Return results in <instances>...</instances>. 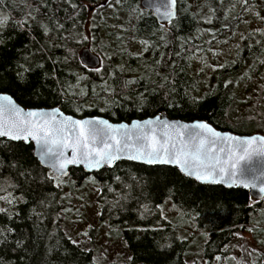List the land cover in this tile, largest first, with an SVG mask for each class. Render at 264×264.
Masks as SVG:
<instances>
[{
    "label": "trees",
    "instance_id": "trees-1",
    "mask_svg": "<svg viewBox=\"0 0 264 264\" xmlns=\"http://www.w3.org/2000/svg\"><path fill=\"white\" fill-rule=\"evenodd\" d=\"M264 0H177L158 24L140 0H0V93L25 108L59 107L85 118L130 122L157 115L205 121L236 135H264V26L248 32L213 70L197 68L231 41ZM92 9V10H90ZM100 59L81 65V50ZM67 183V184H66ZM69 191L97 187L100 224L127 264H237L238 233L264 264V199L201 185L169 167L118 162L86 174L53 175L31 144L0 139V264H102L98 248L65 230ZM201 233H199V232ZM199 239V253L192 250Z\"/></svg>",
    "mask_w": 264,
    "mask_h": 264
},
{
    "label": "water",
    "instance_id": "water-1",
    "mask_svg": "<svg viewBox=\"0 0 264 264\" xmlns=\"http://www.w3.org/2000/svg\"><path fill=\"white\" fill-rule=\"evenodd\" d=\"M140 5L160 25H169L176 19L177 0L174 3L172 0H140ZM79 61L83 67L91 70L100 65L99 57L89 48L81 50ZM3 96L9 97L13 105L19 109V112L5 114L3 120L9 127L15 124L16 127H12L13 134L17 132V129H27V131L23 133L22 138L13 139L6 135L0 136V139L22 142L26 145L31 144L35 159L56 177H67L70 169L80 168L86 174H93L102 169L111 168L118 162H131L148 167L173 168L201 185L221 186L225 189L238 188L247 191L254 201L264 199V191H261L264 188V135H236L217 130L205 121H182L169 119L166 115L117 123L103 117L80 118L64 113L59 107L25 108L10 95L0 93V97ZM29 112L39 115L30 117L27 115ZM73 121L81 123L73 124L71 123ZM85 121L91 123L84 124ZM96 121H106L111 128L96 124ZM146 121H152L151 126L145 124ZM201 123L207 124L212 131L218 133L219 139L211 136L205 130L193 127ZM133 124H138L141 127L134 129ZM165 124H168L169 127L165 128ZM172 125L176 127L173 128ZM185 126L192 133L191 137L185 131ZM93 127L104 128V143H100L98 137H93L90 132ZM28 131H31L35 138L29 136ZM232 137L235 139H226ZM165 140L168 141L166 146L169 149L174 144L177 152L183 150L187 153L186 156L181 157V160H188V164L191 165V175L185 170L187 165L182 167L181 164L174 161L170 163L148 162L147 152L151 151L152 147H159ZM201 141H203V148L200 149L198 158L193 159ZM238 141H252V143L238 144ZM85 143L87 147H84ZM107 145H111L112 148H107ZM48 148H51L53 152L45 155ZM117 148L121 149L116 153L118 159L113 160L110 164L102 162L98 167L90 166L100 158L98 153L114 151ZM141 152L145 154L140 155ZM81 153L86 154L87 158L81 156ZM138 155L139 159L130 158ZM69 160L75 162L67 163ZM61 163L64 164L63 168H60ZM197 173H211L209 181L203 182L197 179ZM212 180L220 182L212 183Z\"/></svg>",
    "mask_w": 264,
    "mask_h": 264
},
{
    "label": "rangeland",
    "instance_id": "rangeland-1",
    "mask_svg": "<svg viewBox=\"0 0 264 264\" xmlns=\"http://www.w3.org/2000/svg\"><path fill=\"white\" fill-rule=\"evenodd\" d=\"M264 26V2H258L251 6L244 14V24L237 29L231 41H225L223 45H215L208 57L195 60L197 68L213 70L222 63V56L229 55L238 46L248 32H256ZM223 53L220 56L217 52ZM67 184V183H66ZM65 202L69 209L64 213V226L68 235L77 242L86 246L93 245L98 248L97 258L102 264H116V259L124 257L122 248L110 242L111 238L105 234L104 225L100 224L96 196L97 187L87 185L85 188L69 191V186L65 185ZM199 232V231H197ZM201 233V232H199ZM198 239L194 240V252L202 251L198 246ZM260 251L254 245L252 236L248 233H238L229 247L228 254L231 255L237 264H259ZM188 263H192L190 259ZM120 264H127L120 262ZM224 264V261L221 262Z\"/></svg>",
    "mask_w": 264,
    "mask_h": 264
},
{
    "label": "snow or ice",
    "instance_id": "snow-or-ice-1",
    "mask_svg": "<svg viewBox=\"0 0 264 264\" xmlns=\"http://www.w3.org/2000/svg\"><path fill=\"white\" fill-rule=\"evenodd\" d=\"M172 2L174 3L175 0H172ZM6 17L0 18V25H3L6 21ZM13 112H19V109H17L14 105L12 100L7 97V96H3L0 97V136H10L13 139H18V138H22L23 137V133L25 131H27V129H17V132L15 134H13L12 131V127H16L15 124H13L12 127H9L8 124L3 120V117L5 114H11ZM28 116L30 117H34V116H38V113L35 112H29L27 113ZM73 124H80L81 122L79 121H73L71 122ZM84 124H89L91 122L85 121L83 122ZM96 124L99 125H106L108 128H111L110 125H107L106 121H96ZM145 124L151 126L152 121H146ZM121 127H124L123 125H121ZM132 127L134 129L140 128L141 126L138 124H133ZM165 128H168L169 125L165 124L164 125ZM171 127L175 128V125H172ZM193 127L195 128H199L202 130L207 131L211 136L216 137L217 139H219V134L212 131L211 128L208 127L207 124H197L194 125ZM185 131L187 132V134L189 135V137L192 136V133L187 129V127L185 126ZM91 134L93 135V137H98L100 143H104V137H105V130L104 128H99V127H93L92 129H90ZM29 136H33V133L31 131H28L27 133ZM47 135V134H45ZM33 138H35L33 136ZM139 138V137H138ZM226 139H235L234 137L232 138H226ZM54 143H56L54 141ZM117 143H119V141H117ZM168 141L165 140L163 143L160 144L159 147H152V150L147 152V156L149 157L148 162L152 163V162H161V163H170V162H175L177 164H181L182 167L187 165L188 167L185 168V170L188 172L189 175L192 174L191 172V165L188 164V160L184 159L183 161L181 160L182 156H186L187 153H185L183 150L177 152L175 150V145H172V148L169 149L166 145H167ZM238 144L243 143V144H251L252 141H243V142H237ZM84 147H87V144H84ZM107 148L111 149L112 146L111 145H107ZM203 148V141H201L200 147L197 149V152L193 155V159H197L199 156V152L200 149ZM121 151V149L117 148L114 151L113 150H109V151H104L101 153H98L97 155H99V159L95 160L93 163L90 164L91 167H98L101 165V163H106V164H110L113 160L118 159L119 157L117 156V152ZM53 150L51 148L47 149V153H45V155H47L48 153H52ZM145 153L141 152L140 155H144ZM59 155H62V153H59ZM81 156L86 157V154L81 153ZM133 159H139L140 156H136V157H130ZM75 161L73 160H69L67 161V163H74ZM64 164L61 163L60 164V168H63ZM232 175H235V173H232ZM211 176V173H197V179L202 180L203 182H208L209 178ZM221 179H223V177H221ZM212 183H219V180H212ZM261 191H264V188L261 189Z\"/></svg>",
    "mask_w": 264,
    "mask_h": 264
}]
</instances>
